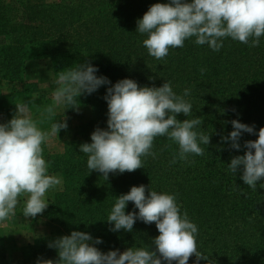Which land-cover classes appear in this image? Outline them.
<instances>
[{
	"label": "trees",
	"instance_id": "16d2710c",
	"mask_svg": "<svg viewBox=\"0 0 264 264\" xmlns=\"http://www.w3.org/2000/svg\"><path fill=\"white\" fill-rule=\"evenodd\" d=\"M167 2L64 0L61 4L30 5L24 0H0V37L7 39L0 46V72L9 73L13 83L24 82L25 63L35 58L53 60L56 74L76 64L91 63L98 68L97 76L111 82L94 95H81L95 96L88 101L93 105L92 120L78 130L63 154L49 159L48 173L60 174L64 188L53 194L44 211L50 234L25 250V264H36L38 258L57 260V250L49 248V242L72 231L101 239L102 243L94 246L105 253L130 247L154 250L152 239L159 235L154 223L137 220L131 232H112L106 221L116 197L141 184L176 195L181 212L186 211L198 227L199 251L210 255L216 264H264V188L259 187L264 180L253 191L240 179L242 170L235 175L228 169L231 158L247 151L244 142L258 136L242 133L239 150L231 148V141L221 139L233 130L231 121L236 117L254 125L256 133L264 127V86L257 84L258 77L252 72L253 66L262 67L264 76V36L256 47L225 38L218 52L207 44L196 45L193 37L183 48L170 49L166 58L156 60L143 46L146 37L136 32V21L143 16L142 6ZM201 68L206 70L203 75ZM125 78L149 87L170 81L172 89L180 93L189 89L192 98L185 99H194V111L187 118L199 117L202 130L211 134L210 144L202 145L204 155L170 163L178 151L176 146L159 149L154 144L158 156L144 159V168L109 174L107 181L99 172L89 173L87 156L80 153L79 146L91 143V133L97 127L107 129L104 96L108 87ZM236 89L239 92L234 94ZM10 107L0 104V112L6 113ZM187 118L177 116L181 121ZM160 139L171 142L166 137ZM152 162L158 165L149 169ZM167 186L171 189L166 190ZM125 211L138 209L129 202ZM5 254L1 241L0 264ZM195 261L193 255L188 264ZM200 264L208 262L201 260Z\"/></svg>",
	"mask_w": 264,
	"mask_h": 264
},
{
	"label": "clouds",
	"instance_id": "9594fccd",
	"mask_svg": "<svg viewBox=\"0 0 264 264\" xmlns=\"http://www.w3.org/2000/svg\"><path fill=\"white\" fill-rule=\"evenodd\" d=\"M136 32L144 35L143 46L156 60H163L170 49L183 48L185 41L195 38L196 45L207 44L219 51L223 39L256 47L264 36V0H168L154 3L136 21ZM98 68L91 63L76 64L58 72L57 87L52 92V103L39 111L34 118L33 100L15 104L16 111L6 123H0V222L16 215L20 197H25L23 216L35 218L43 214L49 203L46 193L62 186V177L49 175V162L43 157L42 145L50 142L62 129H67L66 117L56 120V109H79L78 97L92 94L102 85L111 82L97 76ZM206 70L200 69L201 75ZM190 90L177 95L166 81L160 87L140 86L133 79H122L107 88V129L97 127L91 133V143L79 146L87 156L89 173L96 171L106 181L109 174L131 173L144 168V159L156 158L154 140L166 137L178 145L170 163L188 161L190 155L203 156L202 145L210 144L211 134L198 131L203 121L199 118L177 119L178 114L189 117L192 104L185 99ZM49 124L45 130L42 125ZM233 130L222 141H231V148L239 150L242 133L255 134V140L244 142L243 155L231 158V173L242 170L240 179L256 191L264 180V127L256 133L255 126L231 121ZM194 162V161H193ZM259 187L264 188V183ZM129 202L138 212L125 211ZM137 220L155 224L159 235L152 239L151 247H130L125 251L102 252L94 245L102 240L82 231H72L49 242L57 250L58 259L38 258L36 264H195L205 260L216 264L198 249V227L186 211L181 212L175 194L158 192L143 184L116 197L107 217L112 232H131Z\"/></svg>",
	"mask_w": 264,
	"mask_h": 264
},
{
	"label": "rangeland",
	"instance_id": "374dc122",
	"mask_svg": "<svg viewBox=\"0 0 264 264\" xmlns=\"http://www.w3.org/2000/svg\"><path fill=\"white\" fill-rule=\"evenodd\" d=\"M24 1H26L30 5H43V4H61L62 1L64 0H24ZM149 7H150L149 5H144L140 9L143 11L144 14ZM6 40H7L6 37H0V46L3 44L4 41L5 44ZM54 64L55 62L49 59L46 60L36 59V58L28 59L25 63L26 72L24 75V82L22 83H19L18 81L13 83L12 82L13 78L10 77L9 73L7 74L6 72H0V104L1 107L4 108H7V106H11L6 113L0 112V123H6L13 117L16 111V106H15L16 103L20 101L33 100V98H34L33 104L31 105L32 114L34 118H39V111L44 107H46L48 104L52 103V92L57 87L55 83L57 79V74L54 68ZM262 70H263L262 67L257 68L256 66H253L252 72L253 74H256L258 77V79H256L257 84H261L262 86H264L263 85L264 76ZM173 91L177 95H181V94L183 95L184 93V92L183 93L178 92L177 89L175 88L173 89ZM238 92L239 90L237 89L233 91L234 94H237ZM92 95L94 94L92 93ZM94 97L95 96L93 97L89 96L88 98L86 97L87 99L82 98L81 96L78 97V100L80 101V106L78 111L69 108L65 110L64 113L63 106L58 107L56 109L57 115L55 119L59 120L62 119L63 116H65L68 127L67 129L60 130L58 136L52 137L49 143L42 145L43 151L46 152L45 154H43V157L46 160V162H49V159L53 155L63 154L65 152V148L67 147V145L75 140L78 130L82 126L91 122L93 105L88 101L89 100L91 101V99ZM98 97L99 95L97 96V98ZM186 97L192 98V95H188ZM191 98H187V99H189L188 101L192 104V113H191L192 116L194 111V106H193L194 99L192 101ZM236 119L238 120V117H236ZM203 126H205V124ZM42 127L45 128V130H47L50 128V125L44 124L42 125ZM198 131H203L202 126L198 129ZM160 138L162 137H159L158 139L156 138L154 140V144L156 147H159V149L160 148L164 149V147L176 146L177 148L176 150H178V145H176L173 142L170 143L164 142V140ZM158 141L161 142L157 143ZM157 156L158 155H156V157ZM152 163L153 164L149 166V169L155 168L158 165L155 162ZM159 166L161 168L163 167L162 165ZM186 173L189 174L190 171L187 170ZM48 174L57 175L61 177V175L58 173L57 174L48 173ZM63 188H64V182L62 183V186H57L56 189H58L59 190L58 192H60L63 190ZM165 189L170 190L171 188L167 186L165 187ZM167 193L172 194V192H167ZM125 250L126 249H121L119 251L123 252Z\"/></svg>",
	"mask_w": 264,
	"mask_h": 264
},
{
	"label": "crops",
	"instance_id": "0c3cea01",
	"mask_svg": "<svg viewBox=\"0 0 264 264\" xmlns=\"http://www.w3.org/2000/svg\"><path fill=\"white\" fill-rule=\"evenodd\" d=\"M45 153L43 151V154ZM58 191V189H50L46 193V201L49 203L53 194ZM24 200L25 197L19 198L14 217L5 222H0V242L5 244L6 249L5 258L1 264H25L23 256L25 250L33 246L39 239L50 234V226L44 217V212L35 218L26 219L23 216Z\"/></svg>",
	"mask_w": 264,
	"mask_h": 264
}]
</instances>
